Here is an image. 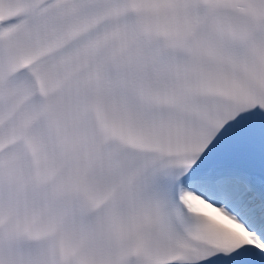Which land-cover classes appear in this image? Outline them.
Listing matches in <instances>:
<instances>
[{
	"label": "snow or ice",
	"instance_id": "1",
	"mask_svg": "<svg viewBox=\"0 0 264 264\" xmlns=\"http://www.w3.org/2000/svg\"><path fill=\"white\" fill-rule=\"evenodd\" d=\"M0 264H264V0H0Z\"/></svg>",
	"mask_w": 264,
	"mask_h": 264
}]
</instances>
